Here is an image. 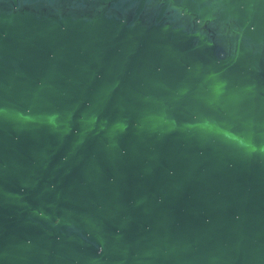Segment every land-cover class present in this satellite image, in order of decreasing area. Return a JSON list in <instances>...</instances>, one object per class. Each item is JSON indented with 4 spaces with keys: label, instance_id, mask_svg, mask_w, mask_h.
Instances as JSON below:
<instances>
[{
    "label": "water",
    "instance_id": "95a60500",
    "mask_svg": "<svg viewBox=\"0 0 264 264\" xmlns=\"http://www.w3.org/2000/svg\"><path fill=\"white\" fill-rule=\"evenodd\" d=\"M0 264H264V0H0Z\"/></svg>",
    "mask_w": 264,
    "mask_h": 264
}]
</instances>
